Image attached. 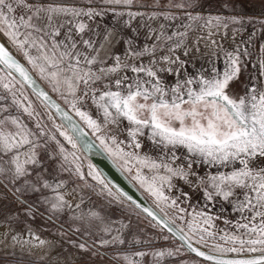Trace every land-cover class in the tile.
Instances as JSON below:
<instances>
[{
  "label": "snow or ice",
  "instance_id": "snow-or-ice-1",
  "mask_svg": "<svg viewBox=\"0 0 264 264\" xmlns=\"http://www.w3.org/2000/svg\"><path fill=\"white\" fill-rule=\"evenodd\" d=\"M257 32L203 0H0V264H264Z\"/></svg>",
  "mask_w": 264,
  "mask_h": 264
},
{
  "label": "rangeland",
  "instance_id": "rangeland-1",
  "mask_svg": "<svg viewBox=\"0 0 264 264\" xmlns=\"http://www.w3.org/2000/svg\"><path fill=\"white\" fill-rule=\"evenodd\" d=\"M232 3L235 4V11L226 10L223 5L226 3V0H203L204 3V12L205 14L211 13V14H218L223 13L224 15H243L244 17H261L264 15V0H231ZM259 25H256V28H259ZM253 31L252 26H248L247 30L244 33L243 37H237V40L240 39H246L248 34ZM229 35H231V31L229 32ZM255 45L258 46L260 43H264V34H261L260 32H257V36L254 38ZM226 47H231L232 44L230 41L225 42ZM199 66V61H197V67ZM192 70V69H190ZM251 70V69H249ZM247 77V73L245 74V78ZM125 177L134 185V182H132L127 174L123 173ZM135 186V185H134ZM136 187V186H135ZM137 188V187H136ZM140 192V191H139ZM141 193V192H140ZM142 194V193H141ZM146 199V194H142ZM91 199L94 202L95 206L99 208L101 211L105 213H111L114 215L120 214V208L119 206L113 205L112 207H108L105 198L98 197L95 194L91 195ZM149 203H151L150 198L146 199ZM130 211L129 209H126L125 212ZM136 217H132L133 226L135 228L136 226ZM147 221L145 220L143 224L140 225L141 228L146 227ZM222 226V225H221ZM149 232L153 233L154 236L159 237L160 233L158 230L154 229H147ZM167 234V233H165ZM165 244V241L158 240V245ZM71 251V249H70ZM79 264H89V261L86 258H81L79 261Z\"/></svg>",
  "mask_w": 264,
  "mask_h": 264
},
{
  "label": "water",
  "instance_id": "water-1",
  "mask_svg": "<svg viewBox=\"0 0 264 264\" xmlns=\"http://www.w3.org/2000/svg\"><path fill=\"white\" fill-rule=\"evenodd\" d=\"M215 15V14H213ZM256 18V17H253ZM89 159L91 162L106 176H108L109 179L113 181L114 184H116L118 187H120L123 191L128 193V195L132 196L133 199L137 200V202L140 203H149L145 197L137 190V188L125 177V175L120 171V174L117 176H112L109 174L108 170L104 166L101 159L96 154H91L89 156Z\"/></svg>",
  "mask_w": 264,
  "mask_h": 264
},
{
  "label": "bare ground",
  "instance_id": "bare-ground-1",
  "mask_svg": "<svg viewBox=\"0 0 264 264\" xmlns=\"http://www.w3.org/2000/svg\"><path fill=\"white\" fill-rule=\"evenodd\" d=\"M96 155L101 159L110 175L117 176L120 174L119 169L102 152L96 153Z\"/></svg>",
  "mask_w": 264,
  "mask_h": 264
},
{
  "label": "flooded vegetation",
  "instance_id": "flooded-vegetation-1",
  "mask_svg": "<svg viewBox=\"0 0 264 264\" xmlns=\"http://www.w3.org/2000/svg\"><path fill=\"white\" fill-rule=\"evenodd\" d=\"M245 74H246V73H244V75H242L241 79H245ZM236 88H237V90H239V88H240V85H239V84H237V85H236Z\"/></svg>",
  "mask_w": 264,
  "mask_h": 264
}]
</instances>
